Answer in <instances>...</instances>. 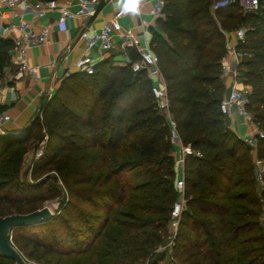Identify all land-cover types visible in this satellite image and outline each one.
Wrapping results in <instances>:
<instances>
[{"label":"trees","instance_id":"1","mask_svg":"<svg viewBox=\"0 0 264 264\" xmlns=\"http://www.w3.org/2000/svg\"><path fill=\"white\" fill-rule=\"evenodd\" d=\"M217 1L165 0L164 16L156 19L159 31L150 29L149 47L166 82L177 134L193 152L184 158L185 208L172 254L183 264H264V230L259 222L264 172L259 188L252 147L225 125L219 110L224 92L219 75L226 53L224 33L243 27L239 74L248 87L247 109L263 132L262 137L256 136L254 150L264 162V0L253 12L241 10L238 0L214 9ZM11 45L0 37V76L9 65ZM126 52L131 60L138 57L132 48ZM150 86L144 71L133 73L128 65L116 66L105 58L93 74L69 72L30 127L0 134V164L10 163L0 172L1 205L22 208L47 199L40 184L16 182L13 165L19 161L9 155L32 141L36 130L45 128L46 143L33 169H47L64 154L81 153L75 177L70 184L65 180L71 199L60 217L46 221L60 219L58 240L43 242L33 234L35 226L46 222L19 225L12 229L11 240L21 249L41 248L44 254L72 255V260L85 254L83 264H123L121 260L143 262L160 245L176 198V172L170 129ZM122 176L125 179L120 180ZM115 177L120 180L118 190L105 189ZM31 190L36 197L27 194ZM126 195L130 211L114 220L113 233L94 250L113 206ZM156 258L163 259L164 253ZM0 260L14 264L1 255Z\"/></svg>","mask_w":264,"mask_h":264},{"label":"built area","instance_id":"2","mask_svg":"<svg viewBox=\"0 0 264 264\" xmlns=\"http://www.w3.org/2000/svg\"><path fill=\"white\" fill-rule=\"evenodd\" d=\"M100 1L76 0V8L72 9L70 0H1L0 37L9 39L12 43L10 53L16 55L14 78H29L33 82L39 80L38 67L29 63L27 53L29 48L43 45L48 41L50 25H45L37 31L35 24L38 20L57 13L54 24L60 31H65L70 19L78 18L83 21L89 19ZM233 2L236 0H220L213 3V8ZM238 4L241 10L253 12L258 10L259 0H238ZM164 5L165 0H153L150 12L154 18H163ZM122 13V9L116 11L98 28L83 25L79 33V38L83 43V53L73 61V68L79 73L93 74L95 65L103 60L105 54L114 47L116 35L121 41L120 45L123 50L132 48L136 51L138 57L135 60L127 58L124 65H128L133 73L144 71L147 78L150 79L151 92L156 107L165 116L168 123L173 149L177 147L179 152L178 163L181 165V169L176 173L174 185L176 190L182 191V199L176 201L170 211L171 220L176 226L184 206V158L193 152L189 145L182 144L177 134L175 122L169 111L166 82L158 66L157 56L149 45H141L139 36L131 28L122 27L118 20ZM26 16L31 18L27 19ZM224 34L226 53L221 59L219 75L221 80H229L230 85L228 93L219 102V110L223 115L234 114L247 123H253L252 113L247 109L248 87L240 81L239 74V64L244 53L238 49V44L244 42L245 30L243 27H239L233 32ZM92 52H96L97 57H93ZM10 119L8 114L0 113V133L3 132L4 123ZM256 136L262 137V130L258 129L255 134H247L243 140L254 149ZM45 143L46 138L40 141L35 153L36 158L43 155ZM263 172L264 162H262V168L257 171V178L261 182Z\"/></svg>","mask_w":264,"mask_h":264},{"label":"crops","instance_id":"3","mask_svg":"<svg viewBox=\"0 0 264 264\" xmlns=\"http://www.w3.org/2000/svg\"><path fill=\"white\" fill-rule=\"evenodd\" d=\"M70 1L71 8L75 9L76 0ZM152 5L153 0L105 1L103 8L91 21L90 18L85 21L78 18L70 19L65 31H60L54 24L57 13L38 20L35 24L37 31L45 25H50L48 41L43 45L29 48L27 53L29 63L38 67L39 80L33 82L29 78L15 79L16 55H10L9 65L4 68L0 76V113H6L11 118L10 121L4 123L2 131L5 133L19 132L29 125L36 114L42 95L48 93L51 96L65 74L74 72L73 61L83 53V43L79 38V33L84 24L91 28H98L102 22L122 9L123 13L118 18L122 27L131 28L139 36L142 46L149 45L150 29L159 31L156 18L150 12ZM26 17L27 19L31 18L30 16ZM114 42V47L105 54L104 59L111 58L114 65L126 66L124 63L130 56L126 50L121 48V41L117 35L114 37ZM91 55L97 57L98 54L92 52ZM222 82L224 85L223 96H225L229 91L230 82L229 80H222ZM224 122L242 140L247 134H255L259 129L254 123H247L234 114L225 115ZM173 156L177 173L181 169V165L178 163L177 147L173 151ZM251 157L255 169L258 171L262 168L263 161L257 159L254 149L251 151ZM257 182L262 183L258 178Z\"/></svg>","mask_w":264,"mask_h":264},{"label":"rangeland","instance_id":"4","mask_svg":"<svg viewBox=\"0 0 264 264\" xmlns=\"http://www.w3.org/2000/svg\"><path fill=\"white\" fill-rule=\"evenodd\" d=\"M242 82V79L240 80ZM243 83V82H242ZM46 138V130L45 128H40L39 130H36L34 137L32 141H30L28 144L16 148L15 152H18L17 154L21 155V158L18 159L17 155L13 154L11 152L10 157L14 158L15 161H19V165L16 164L13 166H16L17 169V177L16 182L21 185H34V184H40L42 187L43 194L47 196V199L45 200H37L33 201L31 203L25 204L22 208H19L17 206H11L10 204H0V216L12 214V213H29L37 209H41L44 206H48L55 216L60 217V210L62 209L63 205L67 202V200L71 199V197L68 195V192L65 188V180L70 184L71 180L75 177L76 171L78 169V162L81 158V153L79 154H64L61 156L52 166L48 167L47 169H33V166L39 162V159L42 157H35L36 150L39 146V143L41 140ZM108 158L112 157L111 153H107ZM97 158V154L93 156L90 160L86 161V164L83 165V167L86 168V166L91 163L89 161H94ZM117 163L120 162V159H115ZM9 166L10 163L7 162V164H0V172L3 171L4 166ZM109 166V163L107 161L106 169ZM103 169V170H104ZM101 170V171H103ZM99 174H96V177ZM124 176L121 177L120 180H123ZM120 180L118 177H115L112 179L111 182L107 183L105 186V189H117L118 185L120 183ZM176 180V178H175ZM174 180V182H175ZM262 183L260 184L257 182V187H261ZM7 187V186H6ZM10 187V186H8ZM91 187H96V185H92ZM97 188V187H96ZM6 189V188H5ZM95 189V188H94ZM176 198L175 201H178L182 199V191L176 190ZM58 192L57 197H51V194H55ZM30 196L36 197L37 192L36 191H28L27 193ZM173 203V205H174ZM185 208V198H184V206ZM130 211V209L127 207V195L124 199L118 202L116 205L113 206V210L109 219V222L106 224V226L103 228L102 233L100 236L95 240L93 244V249L96 250L98 248L103 247V245L107 242L108 236L113 233V230L116 226L115 219L120 220L122 219V214ZM264 209L262 210L259 222L264 230ZM60 224V219L54 223L53 221L46 222L45 224L35 226V231L33 234L40 238L43 242H53L54 239L58 240V228ZM63 226V225H62ZM178 225L174 226L173 221L171 220V216L168 217V220L165 222V228L161 231L162 235V242L160 245L151 252L145 260H137L130 262L126 260H121L123 264H183L180 259H177L173 256L172 252V246L174 244V237L177 232ZM22 231V230H21ZM257 231V228L255 229ZM13 242V239H12ZM13 245L19 250V252L22 254L24 258L29 260L30 262H33L35 264H68L73 256L68 255L64 257H59L56 254H44L42 252L41 248H37L35 250H31V247H28L26 249H21L20 245L13 242ZM59 247V246H58ZM93 250V251H94ZM29 251H32L31 256L29 257L27 254ZM159 253H164L163 259H157L156 256ZM153 254V255H152ZM82 257V258H81ZM86 255L83 254L82 256H77L74 260L73 264H83L84 259ZM107 260V259H106ZM0 264H5L0 260Z\"/></svg>","mask_w":264,"mask_h":264},{"label":"water","instance_id":"5","mask_svg":"<svg viewBox=\"0 0 264 264\" xmlns=\"http://www.w3.org/2000/svg\"><path fill=\"white\" fill-rule=\"evenodd\" d=\"M105 5V0H101L96 6L93 14L90 16V21L99 13V11ZM50 96L48 93H44L40 99V103L36 114L29 125L24 127L22 130L30 127L34 120L40 117L45 104L49 100ZM21 130V131H22ZM0 134H5L1 132ZM55 217L53 211L48 207L44 206L41 209L34 210L29 213H12L4 216H0V255L10 259L14 264H35L30 262L22 256L19 250L13 245L11 240V232L15 226L26 225V224H39L46 222Z\"/></svg>","mask_w":264,"mask_h":264}]
</instances>
